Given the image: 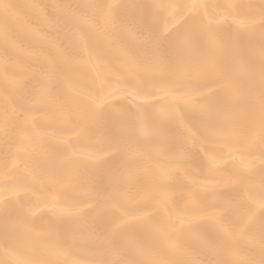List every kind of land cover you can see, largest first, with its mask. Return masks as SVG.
<instances>
[{
    "label": "snow or ice",
    "instance_id": "obj_1",
    "mask_svg": "<svg viewBox=\"0 0 264 264\" xmlns=\"http://www.w3.org/2000/svg\"><path fill=\"white\" fill-rule=\"evenodd\" d=\"M77 7L91 9L104 21L105 28L114 23L118 9L131 7L137 10L124 25L138 42L134 53H122V58L114 60L111 38L104 44L95 39L96 33L104 29L91 25L87 17L73 10L67 18L88 25L90 31L65 30L57 22L56 29L63 31L68 46L62 47L56 39L42 36L55 56L42 57L35 69L39 85L35 99L49 105L52 117L64 127L73 129L77 136L91 133V143L96 145L95 151L85 153L66 143L63 137L58 138V147L64 151V162L69 165L61 175L80 190L82 198L64 207H54L53 216L56 220L80 219L92 212V223L103 231V239L99 241L96 256L80 258L73 251L78 229L62 234L54 220L36 232L42 240L37 250L24 249L13 239L15 227L6 217L3 242L0 243V264H264V224L258 237L248 235L256 209L264 214V0L246 4L226 0L214 4L153 2L125 6L103 3ZM24 8L41 6L0 0L5 79L9 75L10 51L19 39L13 34L10 21L18 19ZM56 8L64 10L72 6L57 5ZM257 28L260 31L259 71L249 74L247 96L241 104L236 70ZM72 65L86 67L88 74L83 77L69 75ZM142 77L149 78L150 88L141 87ZM200 80L218 82L221 88L205 93L191 83ZM57 83L70 90L71 101L55 100L51 89ZM13 85L19 87L20 81L13 80ZM160 94L164 103L152 105L150 98ZM177 100L189 109V113L181 118V125L185 120L198 119L201 132L197 136L191 129L187 130L189 134L181 140L180 150L173 159L175 167L155 165L157 187H163L174 173L187 175L182 165H197L201 152L208 158L211 171L225 162L223 155H210L216 153L218 147H227L228 155L234 159L236 153L247 152L257 143L260 145V194L256 197L245 189L246 201L242 205L246 211L231 228L219 223L226 206L217 208L207 217L177 213L165 229L152 223L153 205L139 191L136 194L140 196L141 206L131 210L101 195L106 183L113 187L128 184L124 194H131L129 182L136 172L133 166L144 156L136 147L137 141L149 132H158L161 125L177 116ZM8 131L6 119L5 135ZM154 152L157 156L162 155L164 143L157 144ZM121 154L124 160L117 163L116 157ZM101 200L110 205L113 216L103 215L104 209L99 206ZM113 218L119 221L115 227H111ZM201 218L217 224L224 242L207 241L203 257H190L184 252L179 235L192 229ZM136 229H146L162 238L167 251L180 258H159L148 248L121 242L120 233ZM238 238L248 239L246 253L233 247L232 242ZM129 248L134 252L132 257Z\"/></svg>",
    "mask_w": 264,
    "mask_h": 264
},
{
    "label": "bare ground",
    "instance_id": "obj_2",
    "mask_svg": "<svg viewBox=\"0 0 264 264\" xmlns=\"http://www.w3.org/2000/svg\"><path fill=\"white\" fill-rule=\"evenodd\" d=\"M18 5H40L41 8L21 10L18 19L10 21L13 34L19 39L17 46L10 51L11 60L8 64V78L5 79L4 43L0 35V243L3 242V225L5 218L15 227L13 239L24 249L37 250L42 240L36 235L44 226L56 221L59 231L67 234L70 229L76 231V245L73 251L80 258H91L97 255L98 244L103 239V231L92 223L94 213L88 212L80 219L65 217L56 220L52 209L64 207L73 200L81 199L82 193L70 185L61 175L69 165L64 162V151L58 147V138L63 137L66 143L81 152L95 151L96 145L91 143L89 135L77 136L71 128L64 127L51 115L49 105L39 103L35 97L39 85L35 69L42 57H54L52 51L42 36L56 39L62 47L68 46L63 31H57L56 23L80 32L90 31L88 25L69 20L67 14L76 11L87 17L91 25H95L103 32H97V43L104 44L111 38V56L114 60L122 58V53H134L138 42L125 30L124 25L136 13L135 8L124 7L118 9L114 23L105 28L104 21L94 14L91 9L77 7L88 4L115 3L119 5H139L153 2L190 4L203 2L208 4L224 3L226 0H8ZM239 4L258 2V0H227ZM57 5H70L71 9L58 10ZM163 14L161 15V27ZM0 22V32H2ZM260 31L256 29L251 38L248 50L237 68L240 100L243 104L247 96L249 74L258 73ZM88 74V69L82 65H72L69 75L83 77ZM13 80L20 81V86L15 87ZM200 90L217 92L221 88L218 82L210 80L192 81ZM141 87L150 88L148 77L141 78ZM52 96L58 102L71 101L72 94L63 84H54L51 89ZM110 99V98H109ZM149 102L156 105L164 103L162 94L150 98ZM127 103V101H123ZM177 104V116L160 126L158 132H149L148 135L137 141L136 147L143 153V159L137 160L133 166L136 170L131 177V194L125 196L128 184L113 187L106 183L104 197H110L119 202L123 207L131 210L141 206L142 201L136 193L148 198L152 207V223L167 228L168 221L175 220L177 213L197 217H207L217 208L226 206L227 210L221 215L219 223L226 228H231L239 220L246 208L242 202L246 201L245 189L253 196L260 194L261 167L259 163L260 145L255 144L247 152L236 153L233 159L228 155L227 147H218L216 153L224 156L225 162L218 169L210 171V163L203 152L197 165L184 164V172L174 173L171 180L163 187H157L154 177L158 174L155 165L175 167L173 159L180 150L181 140L191 133L200 134L201 129L198 119L185 120L181 125V118L189 113L188 107L180 100ZM23 109H27L24 111ZM7 119L9 131L4 132ZM115 130H113L114 132ZM26 137L25 139H22ZM163 142L165 152L157 156L154 148ZM124 155L116 157L117 163H122ZM235 181V182H234ZM189 193L192 197L189 198ZM100 208L104 209V216H113L110 205L99 201ZM31 209V212H29ZM119 221L113 218L111 227ZM178 223V221H177ZM264 214L256 209L251 221L250 236H259ZM31 229V231H30ZM121 242L124 244L135 243L150 249L157 257L176 259L167 251L166 242L146 229H136L120 233ZM180 244L190 257H203L204 244L211 241L215 244L224 242L223 235L218 231V226L207 218L197 219L193 228L185 230L179 235ZM233 247L240 253H246L249 248L247 238H238L232 242ZM129 256L134 252L129 248Z\"/></svg>",
    "mask_w": 264,
    "mask_h": 264
}]
</instances>
